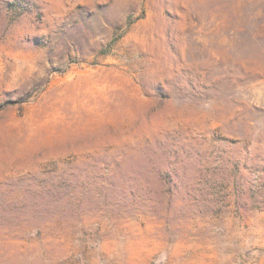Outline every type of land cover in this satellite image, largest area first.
Returning <instances> with one entry per match:
<instances>
[{
	"label": "rangeland",
	"instance_id": "1",
	"mask_svg": "<svg viewBox=\"0 0 264 264\" xmlns=\"http://www.w3.org/2000/svg\"><path fill=\"white\" fill-rule=\"evenodd\" d=\"M0 264H264V0H0Z\"/></svg>",
	"mask_w": 264,
	"mask_h": 264
}]
</instances>
